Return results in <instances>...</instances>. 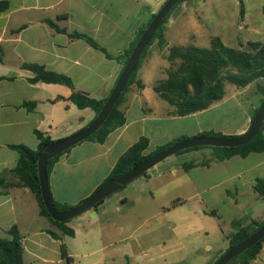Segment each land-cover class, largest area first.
Wrapping results in <instances>:
<instances>
[{
	"label": "crops",
	"instance_id": "1",
	"mask_svg": "<svg viewBox=\"0 0 264 264\" xmlns=\"http://www.w3.org/2000/svg\"><path fill=\"white\" fill-rule=\"evenodd\" d=\"M8 1L9 10L0 14V177L19 162L11 145L22 144L36 151L40 141L35 131L55 141L80 131L97 116L90 108L79 109L70 100L73 91L67 86L31 83L34 74L23 65L45 66L70 77L76 90L107 100L123 65L69 34H85L108 53L119 54L131 46L167 0ZM173 17L166 23L165 51L176 46L167 37ZM48 20L67 33L56 31ZM164 50L152 45L146 54L137 75L144 89L131 87L120 107L125 125L105 142L85 141L59 158L49 176L54 201L76 206L89 198L141 138L148 139V155L182 137L221 133L198 118L227 103V95L209 109L188 116L171 115L174 108L159 102L154 91L157 81H152L150 72L165 61ZM25 103H35L34 110L24 107ZM247 104L241 106L243 121L221 134L241 136L249 130L261 102L255 98ZM173 157L99 207L70 220L66 226L74 236L41 215L30 189L13 187L0 192V238L13 239L10 231L17 228L24 264H215L230 249L228 237L234 222L249 217L248 229L264 222V201L254 189L256 180L264 179V152L243 158L255 161L253 168L245 171L235 160L239 156L218 161L213 152L211 159L193 161L197 166L189 170ZM207 161L208 166L200 165ZM63 247L70 261L63 257ZM250 264H264V244Z\"/></svg>",
	"mask_w": 264,
	"mask_h": 264
},
{
	"label": "trees",
	"instance_id": "2",
	"mask_svg": "<svg viewBox=\"0 0 264 264\" xmlns=\"http://www.w3.org/2000/svg\"><path fill=\"white\" fill-rule=\"evenodd\" d=\"M185 1L187 0H181L166 17L143 53L137 68L133 72L122 96L119 99L118 104L107 119L106 123L86 141L103 143L113 131L125 125L126 116L125 113L120 109L121 104L123 103L125 96L131 87L135 86L137 89H144L142 82L137 79L138 71L142 65V62L150 47L155 43L156 40H158L159 47L161 49H164L168 45L165 39L164 26L170 19L171 14L177 8V6ZM241 5L243 6L242 0ZM9 8L10 3L8 0H0V14L7 12ZM155 15L156 14L152 15L144 27L139 31L131 46L119 54L108 53L93 38L85 34L75 32L69 34V36L72 39L85 40L90 46L104 52L108 59L121 63L124 68L140 38ZM47 23L56 29V31L67 33L65 29H60L54 22L48 20ZM168 60L171 63H174L175 61L179 62L175 65L176 68H170L167 71L166 79L156 83L154 91L160 96L162 100L174 108V111L171 112V115L174 116H188L199 113L209 109L213 104L222 101L226 96V82L237 86L238 88H246L253 82L264 78V42H251L249 43L248 51H242L227 47L220 38H213L211 40L210 48L207 49L196 46H190L186 48L174 46L170 48ZM1 61L2 53L0 51V62ZM23 68L31 71L34 74V76L29 79V81L33 84L40 82L47 84H60L72 89L73 94L70 100L75 105H77L79 109L90 108L98 115L107 101L96 100L90 97L88 94L76 90L74 81L70 77L64 74L49 71L45 66L38 64H24ZM230 69H233L234 71H230ZM0 81H2L1 77ZM259 91L264 95V86H259ZM263 104L264 99L260 106L256 109L254 116ZM24 107L30 111H33L35 108V103H25ZM35 134L40 141L39 148L36 151L22 144L10 146L11 149L18 152L20 159L15 169L5 172L0 177V192L5 193L6 190L13 187L30 189L36 196L41 209V215L46 217L52 224L61 229L66 235L74 236V231L66 226L69 221L57 222L53 220L45 208L41 196L40 181L38 176V159L43 147L46 144L53 142V140L39 131H35ZM199 136L231 137L213 131L204 132ZM186 139L189 138L182 137L171 144L160 147L154 153L146 155L145 152L148 149L149 142L147 138H141L120 157L111 175L106 179L103 185H105L110 180L129 172L135 167H138L152 156ZM204 148L206 147L191 148L179 152L177 155ZM212 149L214 150V158L218 161H225L235 156L246 158L252 153H262L264 152V127L257 137L245 146L239 148ZM71 150L72 149L48 161L47 173L49 176L59 158L62 155L69 153ZM209 164L210 161L200 163L202 166H208ZM195 166H197L195 162H190L185 163L183 168L185 170H189ZM8 175L12 176L11 180L7 179ZM254 189L264 201V179H257ZM54 202L56 209L60 212L67 211L74 207L59 204L56 201ZM103 203L104 201L100 202L95 208L99 207ZM248 221H250L249 217L233 223L234 231L228 237L230 241V248L249 238L264 224V222L255 223V227L253 229H248L246 226ZM10 233L13 236V239L8 240L0 238V264H24V246L22 243V236L16 227L12 228ZM50 234L54 238H60L54 232H50ZM263 244L264 239L232 261L239 259L240 264H250V262L256 259L260 254ZM62 255L67 260H71L65 247H63ZM232 261H230L228 264H231Z\"/></svg>",
	"mask_w": 264,
	"mask_h": 264
},
{
	"label": "rangeland",
	"instance_id": "3",
	"mask_svg": "<svg viewBox=\"0 0 264 264\" xmlns=\"http://www.w3.org/2000/svg\"><path fill=\"white\" fill-rule=\"evenodd\" d=\"M242 3L243 6L241 0H187L179 4L171 14V17L174 16L172 19L174 24L168 27L167 37L178 47L196 46L203 49L210 48L213 38H220L227 47L248 51L249 43L264 42V0H242ZM164 27L166 34V24ZM153 45L156 50L159 49L158 40ZM169 52L170 49L161 52L165 61L159 67L155 66L150 72L153 82L164 80L167 78V71L170 68H176L175 65L179 61L171 63L168 60ZM161 67H164V72ZM230 71L234 70L230 69ZM249 86L247 93H244V88H238L226 82V100L229 101L209 111L203 117H199L198 120L216 127L221 133L224 129L237 126L244 119L241 106L248 105L247 103L255 98L260 99V102L264 99V95L259 91V86H264V78ZM158 100L161 104L166 105L165 101ZM60 139L63 138L55 139V141ZM213 152L212 148L206 147L176 154L173 160L179 163L181 161L183 166L185 163L211 159ZM235 160L242 163V171L252 169L255 163L253 157L247 161L241 157H237ZM238 262H240L239 259H236L231 264H238Z\"/></svg>",
	"mask_w": 264,
	"mask_h": 264
},
{
	"label": "water",
	"instance_id": "4",
	"mask_svg": "<svg viewBox=\"0 0 264 264\" xmlns=\"http://www.w3.org/2000/svg\"><path fill=\"white\" fill-rule=\"evenodd\" d=\"M180 1L181 0H167L160 8V10L156 13L155 17L152 19L151 23L149 24L135 49L133 50L116 86L107 99L103 109L96 116V118L88 126L81 129L80 131L63 139L48 143L43 147L38 159V176L40 181L41 196L45 208L47 209L53 220L57 222H67L95 208L97 204L106 200L117 192L124 190L135 179L145 175L154 167L166 161L168 158L178 154L179 152L198 147L239 148L250 143L262 131L264 127V104L258 109L256 115L252 120L249 130L245 134L236 137L198 136L183 140L152 156L143 164L135 167L134 169L121 175L120 177L110 180L89 198L74 206L73 208L62 212L56 209L54 198L51 193L49 175L47 173L48 161L85 142L106 123L107 119L118 104L119 99L122 96L133 72L137 68V65L147 46L151 42L152 38L158 31L159 27L162 25L166 17ZM263 239L264 224L249 238L239 243L238 245L231 247L215 264H228L230 261L240 256L251 247L261 242Z\"/></svg>",
	"mask_w": 264,
	"mask_h": 264
}]
</instances>
